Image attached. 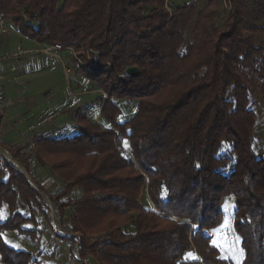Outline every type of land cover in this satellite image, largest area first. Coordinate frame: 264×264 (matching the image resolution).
<instances>
[{
  "label": "trees",
  "instance_id": "16d2710c",
  "mask_svg": "<svg viewBox=\"0 0 264 264\" xmlns=\"http://www.w3.org/2000/svg\"><path fill=\"white\" fill-rule=\"evenodd\" d=\"M167 3L0 0V20H13L23 35L70 46L84 60L90 49V70L74 57L68 65L103 93L101 122L72 108L73 131L35 134L38 173L47 168L56 180L50 194L62 214L72 208L67 230L80 235L84 264H234L206 232L222 222L227 194L235 196L241 264H264V155L255 150L254 99L255 87L264 97V0H234L231 11L218 0ZM130 66L140 73H127ZM126 99L137 108L121 120ZM28 144L10 145L11 156ZM128 146L132 156L122 151ZM1 159L0 260L46 264L2 236L30 237L24 222L47 214L24 173ZM74 187L81 190L75 198ZM69 238L73 252L78 239Z\"/></svg>",
  "mask_w": 264,
  "mask_h": 264
},
{
  "label": "rangeland",
  "instance_id": "374dc122",
  "mask_svg": "<svg viewBox=\"0 0 264 264\" xmlns=\"http://www.w3.org/2000/svg\"><path fill=\"white\" fill-rule=\"evenodd\" d=\"M63 1L64 0H61V2ZM167 1V6L169 7V5L180 6L188 3L191 0ZM196 1L197 3H199V5H202L204 4L205 0ZM218 1L221 3V0ZM222 4L223 3H221V6L222 8H224ZM9 21H12L14 23L13 20ZM9 21L3 20L4 23H7ZM18 45H22V47L25 49L32 48L34 47L35 42L25 40L22 36L16 34H11L9 35V37L7 36V34H2L0 36V62L2 66H4V73L7 75L8 73H15V69H13L11 65L13 59L2 57L9 55L17 50ZM44 45L49 46L46 44ZM45 46H43L42 48H44ZM73 51V54L66 53L69 52L68 50L64 51L63 58L65 59V62L67 60L69 61V59H71V57H73L74 55L75 60H77L83 68L87 69L88 67L89 69L90 67L88 66L87 62H93V57L88 52L90 51V49H88L86 52H83V54H86L87 60H84L78 50L76 51V49H74ZM80 62H82L83 65ZM44 69L45 72L42 76L36 75L32 76L31 78H24L21 79L20 82L15 81L14 83H12L11 85L13 87L8 86L9 88H11L14 103L15 99H17V103L9 108L7 116L11 118L13 122L15 121L16 124L13 126V130L9 133L8 136H6L5 139H3V133L6 132V130H0V144L3 148V151L1 152L5 157L9 159V157H12L10 156V145L18 147L21 146L23 142H29V144L26 146L25 151H23L18 158L15 159V157H12V159L7 160L2 155L1 162L2 164L3 162H9L11 165L16 167L17 170L23 172L30 185L40 195L41 206L43 207V203L46 202L48 198L55 211L49 213L47 210H45L47 216H45L41 212H37L36 220H38V222L34 220V218H32V220L28 222H24V225L26 227L29 226L32 228V231L29 233L30 237L20 235L15 231L2 232V236L10 245L18 249H26L36 252L39 255L38 257L44 260L46 264H84L81 257L77 260V257L75 256L76 252L79 253L78 242L80 241L81 237L78 233H72L70 230H67L70 224L69 218L70 214L72 213V208H66L64 214H62V211L57 207L54 200H52L50 191L55 187L54 184L57 182L52 177L49 169L47 168H45L41 173L40 171L38 173L37 169L39 162L36 160L37 147L34 144L35 134L27 139V137L31 133L35 132L33 128L34 126L47 127L49 125L50 128H54L53 130L55 133H57L56 135L68 133L71 129L70 123L76 122L77 119L73 115V113L69 114L70 111H62V108L71 101L70 98L68 102L65 101L66 96L69 94V86L72 85L75 91L78 89L75 87L76 81H74V77L69 75L67 80L61 65L52 66L51 63H48L47 66L44 67ZM33 71L37 70L34 69ZM68 74H70V72H68ZM27 80L28 83L26 82ZM84 81L85 84H89L91 89L94 88V83H92L91 81L88 82V80ZM8 83L9 81L7 80L4 86L6 87V84ZM14 87L16 89H14ZM86 87L87 86L85 85V88ZM101 94L103 93H100L99 90L96 89L93 90L91 94L82 96L80 100L82 108L87 111L89 116L97 122H101L98 112L99 107L97 105V101L101 97ZM28 95L30 96L27 99ZM35 98L38 101L37 103L34 101ZM254 99L256 100L255 111L257 112L258 117L255 130V150L259 155H264V97L258 87H255ZM121 108L123 111L121 120H125L132 115L131 113L133 111L136 110L137 103L133 99L122 100ZM57 111H59L60 115H55ZM47 130L48 127L46 128L45 132ZM46 157L48 159L50 158L48 154H46ZM30 158H32V160ZM25 162H29L32 164V174L30 169L27 170ZM48 179H50V181ZM38 180H40L43 184H39ZM61 184L63 185L62 182H60V185ZM80 194L81 190L76 187L70 190V196H72L73 198L77 197ZM147 197H149L150 199L148 193ZM222 206L224 209V217L222 222L217 226L208 229L206 232L212 236L213 243L218 248H220L221 255L223 257L232 259L234 264H241L244 259L245 252L243 247L241 246V237L234 227V194L225 195L223 198ZM24 212L26 213L29 211ZM8 213V207H4L2 210L3 217L7 216ZM226 221L227 223H225ZM56 226L61 229V232L57 233ZM40 230H43V232H39ZM69 237H76L78 239L77 243H75L76 245L74 246L73 252L70 248L71 241L69 240ZM190 257H192V254H188L187 258ZM0 264H2L1 260ZM92 264L99 263L92 261Z\"/></svg>",
  "mask_w": 264,
  "mask_h": 264
},
{
  "label": "crops",
  "instance_id": "0c3cea01",
  "mask_svg": "<svg viewBox=\"0 0 264 264\" xmlns=\"http://www.w3.org/2000/svg\"><path fill=\"white\" fill-rule=\"evenodd\" d=\"M8 23H9V25H8ZM3 29H6V30L3 31ZM2 34H7L8 37L11 34H16V35L22 36L23 39H25V40H30V41L35 42V45L32 48H26L25 49L22 47V45H18L17 50H15L14 52H12L9 55L2 57V58H12L13 59V62L11 63V65H12V68L15 69V73H11V74L8 73V75L5 74L4 73V66H2V64L0 62V80L3 82V84H5V82L7 80L9 81V83L6 84L7 100L4 104L3 112L0 115V130L1 131L6 130V132L3 133V139H5L6 136L9 135V133L13 130V126L16 124L15 121L13 122L12 119L7 116L9 108L17 103V99H15V103H14L11 88H9L8 86H12L11 85L12 83H14L15 81L20 82V80L24 79V78H31L32 76H36V75L42 76L45 72L44 67L47 66L48 63H51L52 66L61 65L62 69L66 75L67 80H68V76L71 75L72 77H74V81H76L75 87L78 89L75 91L73 89L72 85L69 86V94L66 96L65 101L68 102L69 98L71 101L65 107L62 108V111H70V109H72V108H82V106L80 104L81 97L86 96L88 94H91L93 90H96L95 86H94V88L91 89L89 84L87 85L84 83L85 82L84 80H88V79H85L84 76H82V75H78V74L76 75L75 74L74 70H72L73 68L71 69V66L68 65V62L70 61V59H69V61L67 60L66 62L64 59V65L65 66L63 64H61L60 62H58L57 60L49 59L48 55L38 51L40 48H42L45 45L41 42L35 41L34 39L23 35L19 31L17 25H15L12 21L4 23L3 20H0V36ZM19 48L21 50H23L24 52H22L18 56H16L15 53L19 52ZM63 53L64 52H62V55H63ZM63 57H64V55H63ZM73 57H74V55H73ZM64 67L65 68L68 67L67 69L69 70L70 74L66 73V71L64 70ZM34 69H36L37 71H33ZM79 78H81V79H79ZM82 80H83V82H82ZM26 82L28 83V80ZM88 82H90V81L88 80ZM85 85L87 86L86 88H85ZM14 89H16V88L14 87ZM29 96L30 95H28L27 99L29 98ZM34 101L36 103L38 102L36 100V98L34 99ZM100 102H101V97L97 101L98 107L100 106ZM71 112H72V110L69 112V114H71ZM98 112H100V107H99ZM55 115H60L59 111H57L55 113ZM72 124L73 123H70L71 129L68 133H70L71 131L74 130L72 127ZM47 127H48V130L46 131L47 133H49L50 135H56L57 134L54 132V130H53L54 128H50L49 125ZM47 127L34 126L33 128H34L35 132L31 133L27 137V139L30 136L32 137L34 134H37L40 132H45Z\"/></svg>",
  "mask_w": 264,
  "mask_h": 264
},
{
  "label": "built area",
  "instance_id": "2783aa9c",
  "mask_svg": "<svg viewBox=\"0 0 264 264\" xmlns=\"http://www.w3.org/2000/svg\"><path fill=\"white\" fill-rule=\"evenodd\" d=\"M233 2H234V0H221V3H223L222 5H223L225 10H231L233 8V5H234ZM5 30L6 29H3V31H5ZM65 49H69L70 51L74 52L73 51L74 49L72 47H70V46L69 47H64L60 43L49 45V46H45L44 48H41L38 51L48 55L49 59L57 60L58 62H60L61 64L64 65V58H63L62 52ZM22 52H24V51L19 48V52L15 53V55L18 56ZM80 63L83 65L82 62H80ZM67 68L64 67V70L66 71V73L69 72V70ZM87 69H88V67H87ZM88 70H90V68ZM6 100H7V90H6V87L4 86L3 82L0 80V115L3 112V107H4V103L6 102ZM114 130L116 131V134L118 136L120 134V131L117 130V129H114ZM1 151H3V148H2V146L0 144V152ZM122 151L128 153L131 156L133 155V149L130 146L126 147ZM1 154H2V152H1ZM3 157L6 158L7 160L12 159V157H9V159H8L4 155H3ZM30 159L32 160V158H30ZM43 207H45V209L49 213L52 212V211H55L53 205L51 204V202H50V200L48 198H47V201L43 203ZM56 227H57L56 231L57 232H61V229L58 226H56ZM75 256L77 257V260L80 259L79 253L76 252Z\"/></svg>",
  "mask_w": 264,
  "mask_h": 264
},
{
  "label": "water",
  "instance_id": "95a60500",
  "mask_svg": "<svg viewBox=\"0 0 264 264\" xmlns=\"http://www.w3.org/2000/svg\"><path fill=\"white\" fill-rule=\"evenodd\" d=\"M127 73L132 76H137L140 73V69L138 66H130L127 68Z\"/></svg>",
  "mask_w": 264,
  "mask_h": 264
},
{
  "label": "snow or ice",
  "instance_id": "6c2138e0",
  "mask_svg": "<svg viewBox=\"0 0 264 264\" xmlns=\"http://www.w3.org/2000/svg\"><path fill=\"white\" fill-rule=\"evenodd\" d=\"M225 223H227V221Z\"/></svg>",
  "mask_w": 264,
  "mask_h": 264
}]
</instances>
